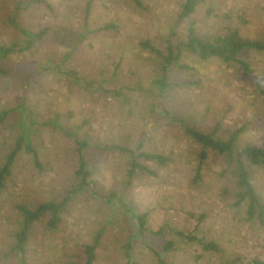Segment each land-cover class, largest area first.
<instances>
[{
    "label": "rangeland",
    "instance_id": "rangeland-1",
    "mask_svg": "<svg viewBox=\"0 0 264 264\" xmlns=\"http://www.w3.org/2000/svg\"><path fill=\"white\" fill-rule=\"evenodd\" d=\"M139 1L142 7L132 0H0V47L15 49L2 61L6 73L0 72V113H8L0 127V167L24 131L43 165L35 167L24 147L0 194V264L85 263L81 246L92 245L100 233L93 264L264 261V225L236 206L233 167L208 150L202 180L194 184L203 147L163 114L220 138L242 129L238 148L264 147V79L240 83L264 77V52L241 54L251 67L247 72L234 62H204L183 48L167 72V82L181 86L161 89L162 58L140 45L148 40L166 56L170 45L178 49L186 41L191 24L205 37L236 29L246 39L264 40V0H204L185 20L178 17L186 0ZM107 24L116 27L99 30ZM42 30L44 36L20 52L25 31ZM66 131L89 144V185L77 192L79 156ZM114 145L168 155L173 163L141 159L156 176L130 177V155L104 150ZM251 179L264 203V168H253ZM64 200L57 232L38 222L26 254L14 250L18 205ZM144 213L148 229L164 228L163 235L139 234L134 215ZM173 231L215 241L221 252H204ZM169 240L175 245L166 252Z\"/></svg>",
    "mask_w": 264,
    "mask_h": 264
},
{
    "label": "trees",
    "instance_id": "trees-1",
    "mask_svg": "<svg viewBox=\"0 0 264 264\" xmlns=\"http://www.w3.org/2000/svg\"><path fill=\"white\" fill-rule=\"evenodd\" d=\"M38 1L45 2V0ZM132 1L138 7H142V3L139 0ZM203 1L204 0H186L182 5L178 20H185L192 16L196 12L199 4ZM90 11L91 3L86 9V18H88ZM115 27L116 26L114 24H107L99 30H108ZM45 32L46 30H42L37 33L25 31L28 41L27 45L20 49V52L29 49L37 39H40L44 36ZM140 45L144 50H150L162 58L163 74L162 77L157 80V83L161 89L181 86V84H169L167 82V72L170 67L177 65L183 48L191 54L198 56V58L204 62L214 58L221 59L224 62H234L247 72H251V67L246 61L242 59L241 54L247 51H255L259 53L264 52V40L246 39L241 36L239 30L228 29L223 34L216 35L214 37H205L199 34L197 28H195L193 24H191V26L188 28L186 41L182 43L178 49L173 48L172 45H170L168 48V55L166 56L159 52L153 45H151L148 40L141 42ZM13 50L15 49L4 46L0 47V72L6 73L2 67V61L7 58V56L13 52ZM179 67L191 70L188 65H179ZM188 84L191 83H186V85ZM261 94L264 96V90L261 91ZM163 114H165L172 123L177 124L183 130V133L186 136L201 144L203 147L202 151L198 154L196 174L193 178V183L199 184L202 180V171L208 159V150L224 156V158L229 163V166L233 167L234 176L236 178V206L244 205L246 207L248 220L253 221L255 218H257L258 222L261 225H264V203L257 193V189L251 179V171L253 168H264V147L258 146L256 144H249L243 148H238L237 143L243 134L242 129L233 132L227 138H220L217 137L216 133H205L195 127H192L189 122L183 118L170 114L167 111H163ZM7 115L8 113L6 111L0 113V127L3 125ZM66 136L74 138L76 150L79 156L78 170L76 174L81 178V182L78 187L74 189V191L77 192L89 185L88 178L91 176V173L88 169V162L85 155L89 144L87 141H79L77 133L66 131ZM14 145V148H12L11 152L6 156L3 165L0 167V194L6 190L8 178L12 175L13 165L16 162L19 152L24 147L26 148V151L32 155L34 166L39 169H43L39 154L37 150L32 147V143L28 138L26 131H24V133L19 138H17V141ZM104 150H113L130 155V177H133L139 173H144L149 176H156L149 166L140 162L141 159L152 163H157L163 167H167L173 163V158L168 155L146 152L137 153L132 149L119 145L107 146L104 148ZM66 203L67 200H64L62 203L52 201L42 202L38 204L36 208H31L26 205H18L17 209L22 217V220L18 222L20 229L14 235L16 240V246L14 250H16L21 255L26 254L30 232L34 225L38 222L43 221L48 231L57 232L61 222V213H63ZM134 216L138 224L139 234L141 236L146 233H151L157 236L164 234V228L157 232L150 231L148 229L147 213L137 215L135 214ZM204 218L205 216H201L199 221H203ZM173 232L174 235L178 236L180 239L186 240L189 243L197 244L204 252L213 254L221 252L219 244L215 241H207L205 238H199L193 233L186 234L181 231ZM100 236L101 233L98 235V238L95 239V242L92 245L81 246L87 256L85 263L71 262L65 264H93L96 259V248ZM174 245L175 241L169 240L165 243L164 250L166 252L171 251ZM129 246L130 245L127 247L126 255L130 263L131 257L128 253ZM252 264H264V261L254 260Z\"/></svg>",
    "mask_w": 264,
    "mask_h": 264
},
{
    "label": "clouds",
    "instance_id": "clouds-1",
    "mask_svg": "<svg viewBox=\"0 0 264 264\" xmlns=\"http://www.w3.org/2000/svg\"><path fill=\"white\" fill-rule=\"evenodd\" d=\"M264 77H261L259 75L255 76L252 81L242 80L240 83H258L260 82Z\"/></svg>",
    "mask_w": 264,
    "mask_h": 264
}]
</instances>
